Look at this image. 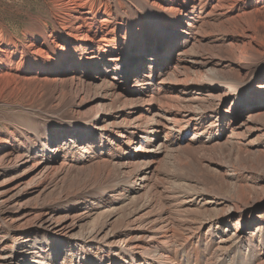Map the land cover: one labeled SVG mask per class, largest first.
<instances>
[{
    "label": "bare ground",
    "instance_id": "6f19581e",
    "mask_svg": "<svg viewBox=\"0 0 264 264\" xmlns=\"http://www.w3.org/2000/svg\"><path fill=\"white\" fill-rule=\"evenodd\" d=\"M48 5L0 98L70 116L0 134V264H264V0Z\"/></svg>",
    "mask_w": 264,
    "mask_h": 264
},
{
    "label": "rangeland",
    "instance_id": "374dc122",
    "mask_svg": "<svg viewBox=\"0 0 264 264\" xmlns=\"http://www.w3.org/2000/svg\"><path fill=\"white\" fill-rule=\"evenodd\" d=\"M48 2L49 0H0V35L5 42L8 39L27 42L28 36L36 34L37 28L43 23H47V27L50 28ZM209 44L211 47V42ZM262 58L264 59V55ZM89 92L94 93L95 90L91 88ZM42 93L43 95L37 99L27 93L0 98V134L12 131L16 133L22 131L24 134L25 130L32 135L38 134L69 118L68 110L55 111L56 102L48 97L51 96L50 93ZM44 95L47 96V100L43 99ZM260 175H253L255 180L249 179L248 183L256 184L259 189L264 188V174Z\"/></svg>",
    "mask_w": 264,
    "mask_h": 264
}]
</instances>
